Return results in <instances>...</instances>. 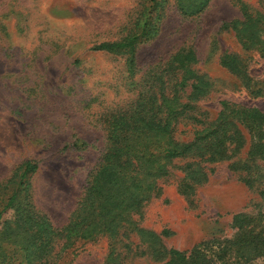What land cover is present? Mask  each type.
<instances>
[{
    "label": "rangeland",
    "instance_id": "374dc122",
    "mask_svg": "<svg viewBox=\"0 0 264 264\" xmlns=\"http://www.w3.org/2000/svg\"><path fill=\"white\" fill-rule=\"evenodd\" d=\"M158 2L151 8L149 0H0V209L15 197L2 213L0 239L10 247L11 226L18 249L33 240L22 237L44 232L46 242L36 235L32 246L44 251L37 264H163L168 257L157 255L158 249L186 250L230 237L235 213L264 227V125L250 130L235 119L243 138L230 158L174 159L157 181L159 195L130 223L81 236L79 210L108 149L114 114H130L148 93L163 88L178 97L183 112L174 123L175 138L191 141L227 105L264 111V58L255 47L243 48L235 30L224 26L244 19L239 2L252 16L264 15V0H209L196 16L183 15L174 0ZM146 18L148 32L136 44L132 67L125 50L92 49L133 35ZM189 50L194 77L182 89V73L171 59ZM227 53L238 57L245 79L221 64ZM193 82L199 87L195 97ZM186 160L199 161L204 180H183ZM26 161L37 168L19 184ZM186 181L187 194L180 189Z\"/></svg>",
    "mask_w": 264,
    "mask_h": 264
},
{
    "label": "trees",
    "instance_id": "16d2710c",
    "mask_svg": "<svg viewBox=\"0 0 264 264\" xmlns=\"http://www.w3.org/2000/svg\"><path fill=\"white\" fill-rule=\"evenodd\" d=\"M150 7H156L158 0H149ZM160 1V0H159ZM179 11L185 16L198 15L209 0H174ZM243 12L242 21L224 23L231 27L243 48L255 47L264 58V15L248 13L247 6L239 2ZM150 19L146 18L141 29L131 36L118 42H102L92 46L95 51L117 52L125 50L131 54L129 67L134 63V51L139 38L148 32ZM192 50L182 55L179 51L171 59L173 67L182 73L177 83L182 89L189 77H194L189 67L194 59ZM175 63V64H174ZM221 64L241 79H245V70L236 55L224 54ZM191 94L193 97L199 91L198 84L193 82ZM163 87V84H161ZM147 99L135 105L130 114H114L110 119V143L103 154L97 168L92 172L85 197L80 210L82 216L81 236L86 238L101 232H113L118 226L130 223L132 214L141 211L144 204L159 195L161 188L157 181L169 174V167L174 159L198 158L203 162H215L230 158L241 145L242 135L235 122L253 129L264 125V111L257 107L229 106L221 111L216 120L204 132H199L191 141H179L174 136V123L182 115L178 108V97L169 95L161 88L159 92H150ZM232 149L231 151H229ZM250 151V155L252 154ZM37 168L32 161H26L20 174L19 184L23 183L27 174ZM183 180L200 182L205 179L203 167L199 161L183 165ZM183 182L181 192L189 193L190 184ZM26 183V182H25ZM264 193V191H263ZM15 197L11 196L0 209L2 213L12 206ZM17 214L23 212L17 208ZM31 219L34 213L30 214ZM231 228L235 231L230 237H212L194 244L190 249L157 250L168 259L163 264H252L258 257L264 259V227L254 224V218L235 213L231 220ZM7 226V238L10 247L1 243L0 264H37L42 257L43 249L36 244V235L44 232H32V242L26 240L20 248L14 246L19 236ZM45 242L46 238L44 237ZM41 246H42V241ZM155 252V248H153ZM19 254L22 260L17 257ZM16 255V256H15Z\"/></svg>",
    "mask_w": 264,
    "mask_h": 264
}]
</instances>
